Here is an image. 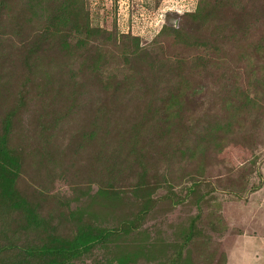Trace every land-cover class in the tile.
Masks as SVG:
<instances>
[{
  "label": "rangeland",
  "instance_id": "1",
  "mask_svg": "<svg viewBox=\"0 0 264 264\" xmlns=\"http://www.w3.org/2000/svg\"><path fill=\"white\" fill-rule=\"evenodd\" d=\"M81 1L87 20L76 31L77 17L52 22L67 0H0V126L11 114L15 188L35 213L0 206V264H59L30 251L135 217V231L71 264H114L112 252L131 258L128 247L158 239L169 257L170 235L188 225L205 231L191 252L264 264V0H206L198 14V0ZM165 22L180 42L157 41ZM235 86L255 103L224 134L211 125ZM167 102L172 118L159 112ZM145 255L135 264H158Z\"/></svg>",
  "mask_w": 264,
  "mask_h": 264
},
{
  "label": "trees",
  "instance_id": "2",
  "mask_svg": "<svg viewBox=\"0 0 264 264\" xmlns=\"http://www.w3.org/2000/svg\"><path fill=\"white\" fill-rule=\"evenodd\" d=\"M38 1V0H36ZM74 1L75 3V9L71 11L70 6L73 5ZM206 6V0H198L197 2V8L195 12L198 14L199 12L202 13L203 10H205ZM68 8V10H66ZM66 10V11H65ZM60 13V14H59ZM53 19L52 22L55 23L57 26H67L66 24L70 23L71 18H76V21L72 22V28L76 31L79 30L78 25L80 24L79 18L87 20V14L84 12L82 7V1L81 0H67L66 6L62 11H60ZM194 17V15H193ZM179 34V31L177 29H174L172 24L164 23L160 30L157 32L156 36L157 41H167L168 39H174L177 40V36ZM175 36V37H174ZM122 38H126L131 43L132 47H135V49L138 46V37L130 36L129 33L122 34ZM180 40H184L181 39ZM180 42V41H179ZM183 43H185L186 47H197L201 46L203 43H200V41H188L184 40ZM260 47H257L259 49ZM262 51V50H261ZM260 69V68H259ZM261 77H258L256 82L260 84ZM252 87V83L247 84V88L249 86ZM263 87V86H262ZM240 90V91H238ZM250 90V89H249ZM235 91H238L237 94H234ZM252 93L255 94L253 97L256 96V91L254 90ZM232 94H234V98H229L228 96L225 97L223 100L224 109L226 110L225 118H220L216 120L212 125L211 129L215 128V130H218L220 132L228 133L231 128H234L237 123V117L239 116V110L242 108V106L246 105V107H250V104L247 105L246 103H255V101L252 100V97H250V100L248 99V96H246L241 89L238 88V86L233 87ZM239 97V99H237ZM244 99L242 100V98ZM236 98V99H235ZM170 102L164 103L163 107L160 109V114L163 116L165 115L167 118H172L173 116H176V113H169L170 107H172L174 104L169 105ZM11 114H8L4 120L1 123L0 126V206H2L5 210H22L27 218H30L31 220L35 219V213L33 210L27 205L26 201L21 197L16 188L15 183L17 176L19 174V166L16 157L13 155L12 151H10L6 147V137L10 129V118ZM166 117L164 118L165 120ZM168 122L172 123V119H168ZM200 181H193L189 188H187V194L190 196H193L195 193H198L196 190L197 185ZM209 190L212 192L213 188H209ZM205 194V192H204ZM204 194L202 193L201 196H198L195 198V203L201 201V197H204ZM152 204L149 203L148 205H144L140 212L139 216L141 214H145L146 212L150 211L152 208ZM210 218V216H209ZM212 225V222L209 223ZM140 225L139 220L137 217L132 219L131 221H122L120 223H117L114 227H111V229H105L100 226L98 227H91V226H79L77 228V231L75 235L64 242V246H52L49 248H35L30 251L31 254H40L45 255L48 254L52 257H60L62 260L59 262V264H64V262H67L68 264H71L72 262L75 263L76 261H79L81 258L86 257L90 251L103 243L107 241V238L111 235L120 234L123 236H127L128 234L132 233L136 230ZM194 225V224H193ZM192 225H188L186 227L181 228V233L179 235L174 234L172 232L171 239L173 242V250L169 252V257H167V252L163 249L161 246L163 244V241L158 239V242L152 243V241L149 243L148 241L144 244H141L142 246L139 247H128L129 249H132L133 254L130 256H124L125 254H128L126 252H121V254H117L115 251L111 254L114 258V264H135L137 259L140 258L141 255L147 254V257L153 258L161 264H190V262L195 263V261L198 264H224L225 260L224 258L221 259V262L219 261V255H217L216 251H207L208 253H205V250L203 251H196L193 250L191 252V249L189 251L186 246L188 245L189 240L194 236L198 238L200 235L205 236L204 233H194L192 234ZM217 230V229H216ZM219 232V230H218ZM202 237V236H201ZM106 249L109 248V246L105 247ZM124 248V247H123ZM145 253V254H144ZM146 256V255H145ZM153 256V257H152ZM193 256V257H192ZM103 261L107 262L108 264L113 263V259H104ZM201 262V263H200ZM103 263V262H101ZM100 263V264H101ZM50 264H54L52 261Z\"/></svg>",
  "mask_w": 264,
  "mask_h": 264
},
{
  "label": "crops",
  "instance_id": "3",
  "mask_svg": "<svg viewBox=\"0 0 264 264\" xmlns=\"http://www.w3.org/2000/svg\"><path fill=\"white\" fill-rule=\"evenodd\" d=\"M263 250H264V248H263ZM224 264H226V262Z\"/></svg>",
  "mask_w": 264,
  "mask_h": 264
}]
</instances>
